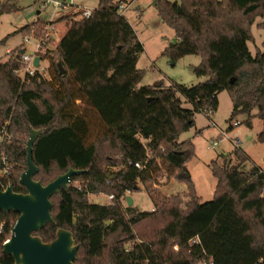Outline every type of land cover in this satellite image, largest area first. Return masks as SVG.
<instances>
[{
    "label": "trees",
    "instance_id": "trees-1",
    "mask_svg": "<svg viewBox=\"0 0 264 264\" xmlns=\"http://www.w3.org/2000/svg\"><path fill=\"white\" fill-rule=\"evenodd\" d=\"M154 2L177 36L164 55L173 61L199 56L193 72L207 81L191 88L141 86L145 71L138 62L144 46L118 14L120 3L99 0L89 18H59L56 24H66L67 32L42 57L49 63V79L38 73L22 81L21 46L0 58V130L9 123L7 152L15 164L11 185L25 193L19 180L27 169L28 129L44 130L34 145L40 169L35 180L47 185L70 168L87 173L73 177L69 188L51 198L56 224L34 235L50 243L58 229L70 231L79 246L76 264H199L209 258L214 264H264V169L245 171L248 157L239 148L223 163L212 161L216 190L212 201L202 203L187 167L195 144L180 139L195 126V114L204 108L217 112L223 92L233 104L229 131L240 115L247 116L248 128L255 119L264 123V50L252 55L248 47L257 19L256 27L264 30V0ZM18 11L15 0H0V19ZM44 25L38 18L0 40V47L32 29L40 38ZM77 101L85 102L106 127L91 144L86 122L75 117ZM257 141L264 143V131ZM109 168L116 171L107 178ZM164 177L184 185L185 194H162L154 186ZM142 190L152 210L121 205L127 192ZM90 195L114 200L95 204ZM17 219L0 212L8 231ZM197 237L201 245L190 247ZM0 264H14L1 242Z\"/></svg>",
    "mask_w": 264,
    "mask_h": 264
},
{
    "label": "rangeland",
    "instance_id": "rangeland-1",
    "mask_svg": "<svg viewBox=\"0 0 264 264\" xmlns=\"http://www.w3.org/2000/svg\"><path fill=\"white\" fill-rule=\"evenodd\" d=\"M119 1L128 5L129 10L124 17L134 28L144 46L145 52L138 62V68L145 71L141 86L162 84L165 87L182 85L191 88L207 81V78H198L193 72V68L201 63L199 56L189 55L173 61L164 55L165 50L176 43L177 36L175 31L159 17L154 0H112L114 3ZM168 1L180 3L182 0ZM15 5L19 9L18 12L5 14L0 19V40L33 23L37 17L45 22V19L48 20L52 13L49 8L46 12L43 11L41 0H15ZM75 5L81 9L93 11L98 8L99 0H75ZM37 12H40L41 15L38 16ZM68 16H72V14H68ZM260 22L261 19H257L252 27L254 39L248 43L252 55H256L259 50H264V30H259L256 27ZM66 28V24L58 26V41ZM24 41L26 40L22 34L10 37L6 44L0 47V58L6 55L7 50H14L23 45ZM36 45L35 40L31 39L26 44L27 51L33 53ZM56 45H52L51 51L55 50ZM47 66V63L43 62L40 68L43 70ZM218 99L217 112L209 118L202 113L195 114V126L182 134L180 138L181 141L191 140L195 144V157L187 164V167L202 203L212 201L216 190L217 181L210 167L212 161L223 163L226 157L232 155L236 148H239L248 157L245 171H250L254 167L264 169V143L257 141L258 136L264 131V123L255 119L252 128H248L245 124L247 116L240 115L231 123L233 130L229 131L228 121L233 111L232 101L227 92L221 93ZM184 107L191 109V106L187 104ZM75 113L76 118L86 122L89 130L87 144L93 143L106 131V127L96 112L85 102H77ZM255 113L254 111L253 114ZM235 123L239 125L234 126ZM107 171L115 172L116 169L109 168ZM74 185L78 186V183H74ZM154 187L166 196L184 195L186 192L185 186L167 177L160 180ZM110 196L90 195V202L108 205ZM128 197L133 200L134 207L141 211L153 209V202L145 190L127 192L126 198ZM121 205L124 208L128 207L123 199Z\"/></svg>",
    "mask_w": 264,
    "mask_h": 264
},
{
    "label": "water",
    "instance_id": "water-1",
    "mask_svg": "<svg viewBox=\"0 0 264 264\" xmlns=\"http://www.w3.org/2000/svg\"><path fill=\"white\" fill-rule=\"evenodd\" d=\"M34 65L38 67V58L35 59ZM58 67L61 75H64L65 70L62 65L59 64ZM28 131L29 138L25 150L27 169L19 180L25 193H16L12 186L5 191L0 189V212L18 215L12 236L3 245V254L11 257L14 264H76L79 246L70 231L58 229L55 240L50 243H44L42 238L34 234L40 233L49 224H56L51 214L53 208L51 198L61 189L69 188L73 177L87 171L70 168L64 175L58 176L47 185L36 181L35 176L40 169L34 162V145L45 132L32 128ZM110 174L111 172L107 171L106 177L108 178ZM126 203L128 207H134L131 198L128 197Z\"/></svg>",
    "mask_w": 264,
    "mask_h": 264
},
{
    "label": "built area",
    "instance_id": "built-area-1",
    "mask_svg": "<svg viewBox=\"0 0 264 264\" xmlns=\"http://www.w3.org/2000/svg\"><path fill=\"white\" fill-rule=\"evenodd\" d=\"M43 4V11L52 10L50 17L45 19V25L42 29V35L40 38L35 36L36 30L32 29L29 35L24 36L25 40L23 45H21V59L20 62L23 65L21 70L22 81L25 82L28 79L35 77L38 73L42 74L45 78L49 79L48 67L46 69H41L40 66L43 62L48 63L43 60L42 57L47 55L49 51H51L52 45H56L58 43V24L56 22L59 18L63 16H68V14L77 15L78 18H89L92 15L91 10L81 9L75 5V0H41ZM129 9L125 4H119L117 8V12L119 15L124 16L126 11ZM39 15L41 13L39 12ZM33 39L36 42L35 51L28 52L26 49V44ZM50 43V44H47ZM12 50H7L6 54H11ZM39 59V65L36 67L34 65L35 59ZM206 117H210L214 114V111L210 108H204L201 112ZM9 123L0 130V189L5 191L11 185V176L15 169V164L7 152V148L11 145L12 137L8 131ZM238 123H235L234 126H238ZM135 167L138 169H142L139 164H135ZM114 196L109 197V201H113ZM14 227V226H13ZM13 229V228H12ZM8 223L0 222V242L4 245L12 236V230L8 231ZM194 245H201L199 238H195L191 241L190 247ZM175 251H178V247H174ZM191 248L189 249V253H191ZM205 254V253H204ZM199 264H214L212 258L203 260Z\"/></svg>",
    "mask_w": 264,
    "mask_h": 264
},
{
    "label": "crops",
    "instance_id": "crops-1",
    "mask_svg": "<svg viewBox=\"0 0 264 264\" xmlns=\"http://www.w3.org/2000/svg\"><path fill=\"white\" fill-rule=\"evenodd\" d=\"M115 3L125 4V3H123L122 1L115 2ZM127 7H128V5H127ZM128 10H129V9H128ZM128 10H127V11H128ZM127 11H126V12H127ZM37 15L39 16L38 12H37ZM37 19H38V17H37ZM37 19H36V20H37ZM36 20H35V21H36ZM58 25H61V24H58ZM133 29H134V28H133ZM66 32H67V28L65 29V31H63V33H62V35H61L60 40L58 41V43H59V42L61 41V39L65 36ZM135 32H136V31H135ZM136 34H137V33H136ZM137 36H138V34H137ZM138 38H139V36H138ZM176 42H177V40H176ZM47 65H48L47 67H49V63H47ZM218 98H219V97H218ZM218 101H219V99H218ZM77 102L81 103L80 101H77ZM183 186H184V185H183ZM185 188H186V187H185Z\"/></svg>",
    "mask_w": 264,
    "mask_h": 264
}]
</instances>
